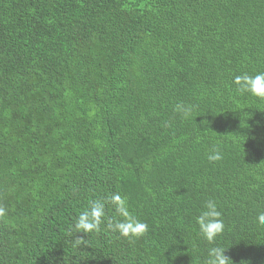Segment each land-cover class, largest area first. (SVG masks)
<instances>
[{"label": "trees", "instance_id": "1", "mask_svg": "<svg viewBox=\"0 0 264 264\" xmlns=\"http://www.w3.org/2000/svg\"><path fill=\"white\" fill-rule=\"evenodd\" d=\"M262 71L264 0H0V264H264V100L232 83ZM117 191L148 233L78 244Z\"/></svg>", "mask_w": 264, "mask_h": 264}, {"label": "clouds", "instance_id": "2", "mask_svg": "<svg viewBox=\"0 0 264 264\" xmlns=\"http://www.w3.org/2000/svg\"><path fill=\"white\" fill-rule=\"evenodd\" d=\"M237 94H251L264 100V71L255 75L244 73L233 78ZM178 110H183V106L178 105ZM207 159L219 161L222 155L218 148L214 147ZM110 206L113 215H109ZM8 215V209L0 204V221H4ZM259 225H264V211L259 212L256 217ZM198 234L209 244L215 245L217 238L223 234L225 224L222 213L215 200H207L200 214L196 216ZM103 226V227H102ZM75 232L82 233L77 238V243H85V237L91 233H100L107 230L116 234L118 238H125L129 242L138 240L149 231V225L138 219L128 206V198L121 192H113L107 196L89 200L87 206L78 214L74 223ZM225 249L219 246H212L208 249V259L205 264H229L230 258L225 255Z\"/></svg>", "mask_w": 264, "mask_h": 264}]
</instances>
